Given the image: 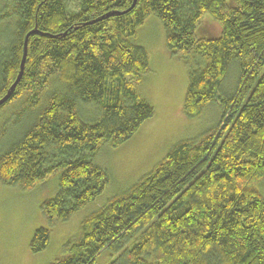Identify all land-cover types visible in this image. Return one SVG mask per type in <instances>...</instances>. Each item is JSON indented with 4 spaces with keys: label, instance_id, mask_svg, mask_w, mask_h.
<instances>
[{
    "label": "trees",
    "instance_id": "1",
    "mask_svg": "<svg viewBox=\"0 0 264 264\" xmlns=\"http://www.w3.org/2000/svg\"><path fill=\"white\" fill-rule=\"evenodd\" d=\"M78 2L5 0L0 13V100L27 42L0 105V185L29 192L60 172L31 251L110 183L102 145L156 114L139 91L151 65L138 31L154 16L188 69L185 115L217 102L222 117L88 215L50 264H264V0Z\"/></svg>",
    "mask_w": 264,
    "mask_h": 264
},
{
    "label": "rangeland",
    "instance_id": "2",
    "mask_svg": "<svg viewBox=\"0 0 264 264\" xmlns=\"http://www.w3.org/2000/svg\"><path fill=\"white\" fill-rule=\"evenodd\" d=\"M79 0H67L69 10H77ZM5 0H0V13L5 12ZM5 21L0 19V29ZM166 32L157 17H150L138 31V39L152 53L151 73L139 86L143 97L155 106L156 114L148 119L136 134L122 144L113 147L103 144L97 162L104 166L111 177L104 191L74 216L58 223L52 230L46 249L34 253L30 249L35 231L47 225L41 211L42 202L57 196L60 189V172L32 191L24 192L15 187L0 185V264H50L62 252L63 245L78 231L81 222L107 200L130 189L144 175L160 163L171 148L183 139L198 138L216 126L222 117V105L208 104L200 116L189 118L184 113L185 96L189 87L186 64L179 58L166 57L162 50ZM169 75L161 78L156 73ZM232 67L228 82L237 78ZM228 87V85H226ZM264 195V181L258 186ZM111 259L99 257L101 264Z\"/></svg>",
    "mask_w": 264,
    "mask_h": 264
},
{
    "label": "water",
    "instance_id": "3",
    "mask_svg": "<svg viewBox=\"0 0 264 264\" xmlns=\"http://www.w3.org/2000/svg\"><path fill=\"white\" fill-rule=\"evenodd\" d=\"M136 3V1H135ZM135 3L133 4L132 8L134 7ZM131 8V9H132ZM198 31H201V32H205L207 31V28L206 26L204 28H199ZM208 32L211 34L212 32L210 30H208ZM26 54H27V42H26V45H25V53H24V57H23V61H22V66H21V72H20V75L17 79V81L14 83V85L12 86V88L9 90V92L6 94V96H4L1 100H0V105L3 104L4 102H6L10 97L11 95L13 94V92L15 91V88L20 80V78L22 77V73H23V70H24V64H25V59H26Z\"/></svg>",
    "mask_w": 264,
    "mask_h": 264
},
{
    "label": "crops",
    "instance_id": "4",
    "mask_svg": "<svg viewBox=\"0 0 264 264\" xmlns=\"http://www.w3.org/2000/svg\"><path fill=\"white\" fill-rule=\"evenodd\" d=\"M147 23V22H146ZM146 46V45H145ZM147 47V46H146ZM148 49V48H147ZM162 50L164 51V53H165V55H166V57L169 59L171 56H173V55H171L170 53H169V51H168V49H167V47H166V45L164 44V46H163V48H162ZM148 52H149V55H150V65H151V63H153L154 64V66H155V64L156 63H154L153 61H152V53L149 51V49H148ZM173 57H176V56H173ZM178 58V57H177ZM151 73V70L149 71V73L145 76V78H147V76L149 75ZM167 75H169V73L168 72H166V73H162V74H160L159 73V71L156 73V77L157 78H159L160 80H161V78L162 77H164V76H167ZM143 82V81H142ZM142 96H143V94H142Z\"/></svg>",
    "mask_w": 264,
    "mask_h": 264
}]
</instances>
